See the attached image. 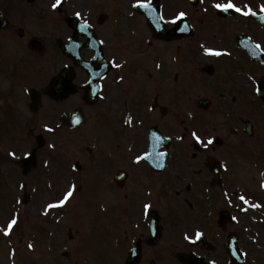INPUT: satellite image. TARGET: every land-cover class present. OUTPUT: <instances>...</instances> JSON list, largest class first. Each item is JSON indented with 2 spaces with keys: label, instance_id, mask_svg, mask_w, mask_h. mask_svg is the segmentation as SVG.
<instances>
[{
  "label": "flooded vegetation",
  "instance_id": "af4514ba",
  "mask_svg": "<svg viewBox=\"0 0 264 264\" xmlns=\"http://www.w3.org/2000/svg\"><path fill=\"white\" fill-rule=\"evenodd\" d=\"M37 2L46 4V0H37ZM227 2L228 0H162L163 16L170 26L174 24L171 21L180 12L187 14L185 18L192 26L189 29L191 33H183L177 38L164 41L154 38L144 17H131L134 21L132 26L131 24L124 26L122 23L115 22L110 15L102 19L98 16L82 17V22L86 21L91 24L93 26L91 30H94L97 38L101 40L102 44H97L96 38L87 28L78 29L80 34L72 41L74 30L68 25V16L59 17L63 26L57 24L54 28L55 33H47L37 30L33 24L26 22V19L21 16L20 11L24 0H0V8L7 16L6 24L0 26L2 125H7L3 114L4 109L6 112L8 109L9 112V107H11V115L14 116L13 107L16 108L17 113L18 107L22 112L25 108L24 105H14L19 102L18 97L12 96L11 99L9 96V87L12 89L11 94H14V88H16L13 84H8L9 75L14 76L16 67L21 66L17 64L15 58L8 59L9 41L12 45L21 47V53H14L17 56H24L26 51L31 56L38 54L49 60V65L43 69H36L35 65H30L18 77L21 79L18 87L25 83L36 84L31 85L30 88L39 90L43 104L46 103V107L42 109L49 117L58 114L57 106L63 107L61 111L71 110L74 105L76 108L88 106L87 97L91 95L90 91L94 83L98 81L100 91L94 101L102 117L108 105L119 107L121 103L128 105L129 101L131 103L137 101L134 107L121 115L116 106L113 108L117 118L120 119L117 121L118 128L115 127L112 132L102 136L95 159L89 165V161L85 160L83 166L86 181H91L101 187L104 196L120 199L122 188L116 184L115 177L121 164L127 163V157L122 155L118 149V145L122 144V138L134 136L137 139L134 147L139 145L140 149H143L145 147L144 137L148 135L153 125L169 127L163 110L165 109L168 113V104L177 102L176 125L179 127L182 140L178 145L180 156L177 155L180 159L178 164L180 173L177 180L180 181L181 187L176 193L182 205L187 207V211L195 212L193 227L208 231L210 239L205 243L194 242L190 246L191 251L205 258L206 261L202 264H264V177L260 180L259 176L250 177L252 173L258 174L254 166L251 167L248 161L233 160L238 154H244L227 143L229 136L233 135V120L230 122L220 120L219 126L228 134L227 136V134L217 132L218 127L215 123L217 119L212 115L209 118L200 116L188 120L185 118L184 102H191V96L199 87L204 88V91L217 90L221 106L219 105L216 111L221 112V107L235 100L239 99L240 104L248 103L251 94L248 89L250 86L256 88V81L249 79L246 72L248 65L252 67L254 75L264 78V62L250 61L246 52L238 48L236 42L240 35L247 34L259 41L264 50V18L259 20L253 16L256 13L264 17V10L261 8L264 0H232L244 11L250 7L252 12L245 16L242 12L233 9L223 12L225 14L223 16L219 15V9L214 5ZM34 5L35 3H27V6ZM61 31H64V41L68 44V55H64L59 46L63 36L54 35ZM16 35L20 38L17 39ZM41 36L46 39L44 40L46 42L40 38ZM32 40H41L44 49L42 51L31 49L29 46ZM154 44L155 47L152 49ZM202 45L221 51L222 54L219 56L209 54L201 48ZM197 46L200 48L196 50ZM158 49L162 51L156 53ZM180 51L184 54L178 58ZM173 57L177 58L174 60ZM105 59L112 64L106 75L101 78ZM83 60L86 61L85 67L80 65ZM116 64L121 66L117 68ZM208 64L212 67L207 68ZM175 67L182 70L178 76L174 75L175 79H178L177 94L169 90L168 85L170 71ZM66 69L67 75H60ZM131 78L137 82V94L129 82ZM105 120L104 117L101 120L104 128H106ZM237 121L240 120L237 119ZM63 128L44 131L43 134L56 136L70 131ZM119 128L127 130L122 131ZM35 129L41 132L40 125L33 131ZM13 131L19 134L23 133L24 129ZM5 132L6 130L0 129V137H4ZM193 132L201 138V142L195 144ZM236 132L235 134L238 135L239 132ZM209 139L212 140L210 144ZM3 145L4 143L0 144V181L2 184L5 179L4 175L2 176L4 174L2 167L7 160L5 154H1ZM263 150V148L259 150V158L264 164ZM215 157L221 161L222 179L219 184L213 181L208 165V159ZM261 170L264 171V168ZM151 174V170L148 167L145 168L143 162L135 163L130 166L125 182V184L128 183L130 209L140 212L145 218L144 206L150 205L147 209L149 212L153 204L157 205L151 199L154 185ZM186 180L188 183H185ZM163 181H167V176H161V180L155 183L159 185L160 190L165 186ZM162 196L165 197V194ZM189 199H193L191 206L188 203ZM243 207L249 212H246ZM224 209L230 211V215L220 222L219 212ZM161 224L162 237L155 244L146 243V230L149 231V225L147 222L142 224V227L146 229L142 236L144 242L141 263L143 264H148L153 259L156 263L166 262L165 255L168 253L169 243L162 239L169 228L171 232L174 230L170 225ZM250 233L256 234L260 239H256V236ZM82 239V244L86 243L92 248L91 259L100 262L104 258L102 234L93 231L90 236L88 232ZM190 241L193 242V238H190ZM170 243L169 254L173 255L177 246L183 252L189 251L185 240L177 241V245ZM174 245L175 249H173ZM234 245L241 250V258L231 257L229 247ZM164 247L166 250L161 253L159 249Z\"/></svg>",
  "mask_w": 264,
  "mask_h": 264
},
{
  "label": "rangeland",
  "instance_id": "374dc122",
  "mask_svg": "<svg viewBox=\"0 0 264 264\" xmlns=\"http://www.w3.org/2000/svg\"><path fill=\"white\" fill-rule=\"evenodd\" d=\"M35 10L36 9H34V11ZM29 17L32 19L33 24L39 31H44L50 28L54 24L53 20L57 19L43 18L40 19V21H36L34 16L29 15ZM19 92L20 95L23 94L22 88L19 89ZM9 122L11 126L14 127L10 120ZM8 133L11 134V131L6 130L5 134ZM71 135L70 139L72 142H74L75 138H77V143H80L72 146V148L69 149V153L72 154L73 157L81 158V153H83L86 143L82 141L85 140L84 133L76 132V134ZM47 153L48 151L44 152L42 155L39 172H37L39 174V178H36V180H27V192L32 195V198L26 205L21 204L23 189L20 184L21 181H19V174L14 177L13 180H8L6 186L2 185L0 181V208L7 207L9 209L4 212L0 209V219L3 218L2 220L4 223L7 221L2 230L4 240L3 237L0 236V264H75V262H78L80 259L79 250L81 246L80 244L78 246L79 242L76 241L74 243H77L74 256L71 255L70 258L62 257L59 253L58 245H55L54 242L57 241V244H62L59 241L62 240V242H67V239L59 238L58 241L54 237L56 236V233L52 236V232L50 231L53 226L52 224H60L65 226V229L71 228L73 234L77 236V232L80 235L83 227H85L87 223L91 222V219L95 223H101L104 212H117L111 202L107 204L108 210L105 211L104 199L95 190H87L84 194H78L75 196L73 198V205L71 209L68 207H62L63 209H58L56 207L48 209L47 206L49 204H54L57 200L59 201V197L64 194V191L68 188V185L73 182V180L60 174L59 171H62L61 168H59L61 161L59 159H55L54 157L51 158L46 156L45 154ZM59 154L60 153L57 152L56 156ZM45 157H48L51 161L48 168L44 165ZM260 165L262 166V164ZM67 166L68 165H64L63 169H66ZM13 168L15 167H11L9 162H7L3 165L2 170L6 175L10 172H19L17 169L14 170ZM41 170H43V172ZM46 171L50 173L48 174ZM4 174H2V176ZM56 174H60V176H57ZM57 179H60L63 182L58 181ZM74 181L77 180L74 179ZM50 182L52 183V187ZM78 188L79 186L76 188L77 192L80 190ZM18 212H20V215ZM41 212H48V215L44 214V216H42ZM51 212H56L57 214H51ZM62 212H68L66 217H62ZM56 215L60 216V222L55 220ZM45 217L48 219H45ZM13 218L17 219V224L19 223V226H17V224L14 225L10 234L5 235L4 229L7 228L8 223ZM22 235L24 236V241L19 243L18 240ZM34 239L36 249L34 251L33 248L29 250V244L27 242ZM77 239L79 241L80 237ZM12 243L18 244L17 254L14 252L9 253V248ZM47 249L51 251H48ZM107 252V249H104L105 256H107ZM39 253L44 256V261L41 263L38 261L37 255H39Z\"/></svg>",
  "mask_w": 264,
  "mask_h": 264
},
{
  "label": "snow or ice",
  "instance_id": "6c2138e0",
  "mask_svg": "<svg viewBox=\"0 0 264 264\" xmlns=\"http://www.w3.org/2000/svg\"><path fill=\"white\" fill-rule=\"evenodd\" d=\"M61 4V0H56V2L54 4H52V7L53 8H56L58 5ZM137 4L140 6V7H149L150 4L149 3H143L141 2V0H137ZM215 8L217 9H223L225 12L228 11L229 9H235V11L237 12H242L243 15L247 16L249 15V13L252 12V9L249 7L247 11H244L243 9H241L240 7H238L235 3L232 2V0H228L227 3H216L215 5ZM261 8L262 10H264V5H261ZM77 16L80 15V13H76ZM187 14L185 12H180L171 22L172 23H175L177 20H179L180 18L182 17H185ZM161 19H163V17H161ZM85 23H87L85 21ZM186 27L185 26V29H181V31H184L186 30ZM205 52L209 53V54H214V55H221L222 52L221 51H218V50H215L213 48H205L204 49ZM121 65L119 64H116L115 67L119 68ZM159 66V65H158ZM122 79V77H121ZM262 89H264V85L261 86V88H258L257 91H261ZM77 122H79V120L77 119ZM193 137H195V139L197 141H200V137L195 133L193 132L192 133ZM208 143H212V140L209 139ZM205 147H207V145H204ZM11 155H15V153H12ZM161 155H163V153H161ZM140 157H137V160H139ZM75 166V165H74ZM23 186V185H22ZM75 190V186H72V188L64 195L63 199L59 200L58 204H49L47 207L48 209H51V208H54V207H57V206H62L64 205L70 197L73 196V192ZM241 199H244V197H241ZM145 212L147 213V209L150 207V205H145ZM17 224V219L16 218H13L9 223H8V226L6 229H4V234L5 235H9L13 226ZM199 235H201L199 232H197V237H199ZM29 248H32L33 245L32 244H29L28 245Z\"/></svg>",
  "mask_w": 264,
  "mask_h": 264
}]
</instances>
